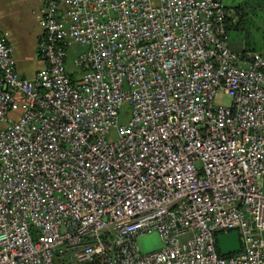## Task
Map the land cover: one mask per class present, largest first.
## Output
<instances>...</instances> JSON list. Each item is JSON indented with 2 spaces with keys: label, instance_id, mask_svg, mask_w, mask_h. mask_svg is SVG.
<instances>
[{
  "label": "built area",
  "instance_id": "1",
  "mask_svg": "<svg viewBox=\"0 0 264 264\" xmlns=\"http://www.w3.org/2000/svg\"><path fill=\"white\" fill-rule=\"evenodd\" d=\"M230 15L44 0L32 78L0 25V264H264V56L231 48Z\"/></svg>",
  "mask_w": 264,
  "mask_h": 264
},
{
  "label": "rangeland",
  "instance_id": "2",
  "mask_svg": "<svg viewBox=\"0 0 264 264\" xmlns=\"http://www.w3.org/2000/svg\"><path fill=\"white\" fill-rule=\"evenodd\" d=\"M15 1L0 0V8L3 10L0 21L2 26L9 31L18 70L30 76L35 73L40 64L37 50L38 35L42 32V26L38 18L41 3L40 0ZM224 2L232 6L234 0H224ZM229 11L232 14L230 9ZM228 38L231 48L237 52L246 50L247 52H257L263 55L264 24L261 21L257 24L245 23L239 29H230ZM77 48L81 47L77 46ZM231 100V97L225 94L220 95L217 102L229 105ZM126 114L128 115V111H126ZM127 115H121V122L127 120ZM136 242L143 254L157 250L162 246L158 231L142 233L137 237Z\"/></svg>",
  "mask_w": 264,
  "mask_h": 264
},
{
  "label": "crops",
  "instance_id": "3",
  "mask_svg": "<svg viewBox=\"0 0 264 264\" xmlns=\"http://www.w3.org/2000/svg\"><path fill=\"white\" fill-rule=\"evenodd\" d=\"M15 2H18V0H16ZM245 2H247V4H245L246 6H247V9H248V11H249V14H250V16L252 17V20H253V22H254V24H257L258 22H263V24H264V0H234V2H233V4H232V6H233V8L234 7H236V6H239V5H241V4H244ZM40 5H41V7L43 6V3H44V0H40ZM226 5H227V7H232V6H229L227 3H226ZM259 7H262V13H263V19H259V17L257 16V11H258V8ZM233 8H231L230 10L232 11V12H234V9ZM253 9H256L255 11L253 10ZM259 13V12H258ZM2 15H3V10L0 8V18L2 17ZM38 18H39V14H38ZM0 25L2 26V24H1V21H0ZM2 28L5 30V31H7L8 33H9V31L5 28V27H3L2 26ZM42 31H43V29H42ZM42 34V32L38 35V40H39V37H40V35ZM9 41H10V44H11V46H12V43H11V40H10V37H9ZM12 49H13V46H12ZM233 49V48H232ZM234 51H236L235 49H233ZM13 52H14V49H13ZM38 53V52H37ZM263 55H264V52H263ZM14 56H15V54H14ZM39 56V55H38ZM40 58V57H39ZM17 62V61H16ZM39 67H38V69L35 71V73L40 69V68H42L43 66H44V62H43V60L40 58V60H39ZM19 71V70H18ZM20 72V71H19ZM23 76H25V77H28V78H32L34 75H35V73H33V74H31L30 76L29 75H27L26 73H23L22 71L20 72Z\"/></svg>",
  "mask_w": 264,
  "mask_h": 264
},
{
  "label": "water",
  "instance_id": "4",
  "mask_svg": "<svg viewBox=\"0 0 264 264\" xmlns=\"http://www.w3.org/2000/svg\"><path fill=\"white\" fill-rule=\"evenodd\" d=\"M219 253L228 256L242 250V241L238 231L220 233L217 235Z\"/></svg>",
  "mask_w": 264,
  "mask_h": 264
},
{
  "label": "trees",
  "instance_id": "5",
  "mask_svg": "<svg viewBox=\"0 0 264 264\" xmlns=\"http://www.w3.org/2000/svg\"><path fill=\"white\" fill-rule=\"evenodd\" d=\"M245 4L247 3L241 4L233 8L234 12H232V15H230V17L228 18V31L233 28H242V25H244L245 23L254 24L252 17L250 16L247 6ZM228 9H231V7H228ZM253 10L255 11L256 9ZM262 10V7H259L258 11L256 10V14L260 20L263 19Z\"/></svg>",
  "mask_w": 264,
  "mask_h": 264
}]
</instances>
